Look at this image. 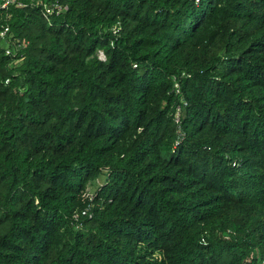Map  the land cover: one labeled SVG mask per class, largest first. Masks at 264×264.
I'll return each mask as SVG.
<instances>
[{
  "label": "trees",
  "instance_id": "1",
  "mask_svg": "<svg viewBox=\"0 0 264 264\" xmlns=\"http://www.w3.org/2000/svg\"><path fill=\"white\" fill-rule=\"evenodd\" d=\"M21 1L0 264L264 262V0Z\"/></svg>",
  "mask_w": 264,
  "mask_h": 264
},
{
  "label": "built area",
  "instance_id": "2",
  "mask_svg": "<svg viewBox=\"0 0 264 264\" xmlns=\"http://www.w3.org/2000/svg\"><path fill=\"white\" fill-rule=\"evenodd\" d=\"M61 0H31L32 3L35 4V6H39L41 9V15L46 20V22H50L51 17H58L61 14H63L66 10V7L61 4ZM16 5L17 7H23L21 0H0V9L7 10L10 6ZM0 39L9 44L11 41V35L9 31V26L4 25L1 27L0 30ZM6 51L5 54L7 56L15 54V52L9 47V45H6ZM17 50V46L15 48ZM99 57L103 59L102 54H99ZM8 81H6L7 83ZM174 89L176 92H179L178 85H174ZM88 212L83 211L82 215H86ZM260 264H264V262H261Z\"/></svg>",
  "mask_w": 264,
  "mask_h": 264
},
{
  "label": "rangeland",
  "instance_id": "3",
  "mask_svg": "<svg viewBox=\"0 0 264 264\" xmlns=\"http://www.w3.org/2000/svg\"><path fill=\"white\" fill-rule=\"evenodd\" d=\"M103 182V178L101 177L100 179H97L95 182L90 183L87 185V190L92 193L96 187H98L99 185H101Z\"/></svg>",
  "mask_w": 264,
  "mask_h": 264
}]
</instances>
